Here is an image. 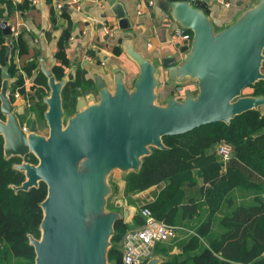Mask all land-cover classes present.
Here are the masks:
<instances>
[{
	"label": "water",
	"instance_id": "1",
	"mask_svg": "<svg viewBox=\"0 0 264 264\" xmlns=\"http://www.w3.org/2000/svg\"><path fill=\"white\" fill-rule=\"evenodd\" d=\"M210 0H161L180 26L192 32L190 47L184 46L183 62L174 56L152 63L130 47L128 55L138 63L140 74L130 91L121 75L116 77L114 92L97 78L99 100L87 104L77 100L76 113L67 119L62 90L74 79L70 72L61 81L42 61L50 95L45 99L48 137L38 134L32 121L28 131L9 96L8 67L2 68L0 90V135L6 158L24 159L33 154L38 164L22 162L15 169L25 181L16 191L38 188L43 182L47 196L41 204V237H30L35 264H111L108 251L114 225L122 214L107 209L112 193L108 177L120 170L138 171L151 148L166 150L163 138L182 135L205 125L232 119L250 110L264 107L263 97L243 96L244 91L264 80V0L246 10L234 23L216 32L208 14ZM114 13L122 30L131 24L119 4ZM0 29L8 37L9 60L13 34L8 18L0 20ZM162 69V70H161ZM168 72L170 79L197 81L196 95L157 104L156 90L162 87L158 74ZM160 257L146 264H160Z\"/></svg>",
	"mask_w": 264,
	"mask_h": 264
},
{
	"label": "trees",
	"instance_id": "2",
	"mask_svg": "<svg viewBox=\"0 0 264 264\" xmlns=\"http://www.w3.org/2000/svg\"><path fill=\"white\" fill-rule=\"evenodd\" d=\"M8 8L24 12L27 5H12L0 0ZM0 9V20L8 15ZM71 36L68 29L58 43L53 69L56 80L66 76L69 61L66 56ZM7 38L0 29V90L3 84L2 68L8 67L11 78L9 96L19 91L25 94V79L14 64L16 54L29 52L22 34L12 42L9 60ZM38 64L30 62L22 71L33 77ZM264 69V63L263 67ZM78 72L62 90L63 109L72 116L78 96L92 89L93 83ZM36 90L32 98L29 126L36 122L39 131L45 124L44 103L47 78L37 73ZM248 96L264 98V80L250 86ZM0 118L3 116L0 113ZM23 116L20 121L24 123ZM166 150L151 148L143 158L138 171L124 175L126 198L152 187L158 189L153 201L146 203L153 215L164 223L176 226L185 238L172 245L157 244L154 257L160 264H264V114L260 109L247 111L231 120L202 126L191 132L163 138ZM222 144L233 148L232 156L224 161L217 153ZM4 140L0 135V264H35V250L30 237L40 239L43 220L42 202L47 186L16 191L25 181L23 172L15 169L23 159L6 158ZM25 162L37 165L33 154ZM116 190V189H115ZM144 224L137 215L135 227ZM131 227L117 221L108 251L111 264H123L119 244ZM178 253H173L174 249ZM146 264V263H145Z\"/></svg>",
	"mask_w": 264,
	"mask_h": 264
},
{
	"label": "crops",
	"instance_id": "3",
	"mask_svg": "<svg viewBox=\"0 0 264 264\" xmlns=\"http://www.w3.org/2000/svg\"><path fill=\"white\" fill-rule=\"evenodd\" d=\"M9 1L14 6L27 5L24 12L13 10L8 14L6 5L0 3V9L8 15V23L12 25V29L18 33V36L22 34L29 48L27 54L23 56L16 54L14 57V64L25 79V94L18 91L22 98L12 101L18 116L25 117L23 124H27L31 118V113H28L31 106L27 108L25 102L32 103L30 99L36 90L35 75L37 73L43 74L41 70L42 61L46 68L53 72L54 67L58 64L56 59L58 43L68 29L71 36L66 50L69 66L66 68L65 77L68 73L73 72L75 79L78 72H84V77L92 81V89L77 97L78 99H86L87 104L96 103L99 100V91L96 86L97 78L104 80L110 91L114 92L116 77L121 75L127 88L130 91L134 89V83L140 74V67L128 55L129 47L159 66L163 59L168 56H174L179 63L183 62L185 58V53L181 51L184 47L183 44L172 40L174 32L182 27L175 21L170 12L161 8L159 5L161 0ZM150 1L154 2L152 6H148ZM258 1L210 0L208 17L215 31L220 32L234 23L246 10L255 6ZM113 2L119 4L125 12L131 24L130 29L122 30L120 28L119 19L114 13L113 5H111ZM139 3L145 5L141 14L137 7ZM188 32L192 33L189 30ZM34 61L38 64V69L34 72L33 77H28L22 71L23 66ZM262 70L264 71V69ZM162 72L163 74H158L162 87L156 90L157 104L165 106L171 99L183 100L189 93L197 94L196 80L187 78L174 81L170 79L168 72ZM11 82L10 78V85ZM49 95L50 89L48 87L44 103ZM259 109L264 114V107ZM75 113L76 108L73 110V115ZM117 184H115L117 189L112 191L110 199H113V205L119 201L121 204L112 210L120 212L123 222L129 225L130 229H133L136 226L135 217L140 215V209L146 203L154 200L158 189L152 187L126 198L124 177ZM184 238L182 236L180 240ZM178 252L179 250L174 249L173 253Z\"/></svg>",
	"mask_w": 264,
	"mask_h": 264
},
{
	"label": "built area",
	"instance_id": "4",
	"mask_svg": "<svg viewBox=\"0 0 264 264\" xmlns=\"http://www.w3.org/2000/svg\"><path fill=\"white\" fill-rule=\"evenodd\" d=\"M153 1L148 3V6H152ZM143 3L137 5L138 12L143 13ZM13 30V29H12ZM18 37V33L13 30V34L10 37L11 43ZM193 39V34L188 32L187 29H177L173 36V42H181L183 46L190 47ZM10 91V90H9ZM14 99H21V94L17 91L13 95ZM26 106L29 108L31 102L26 101ZM25 131H28L29 126L22 124ZM218 155L224 160H228L233 153V148L229 144H222L217 149ZM140 215L144 219V224L140 227L129 229L124 234L121 241V252L123 264H145L151 258L154 257V250L157 244L167 243L176 238L178 234V228L171 226L163 221L158 220L153 213L145 207L140 209Z\"/></svg>",
	"mask_w": 264,
	"mask_h": 264
},
{
	"label": "rangeland",
	"instance_id": "5",
	"mask_svg": "<svg viewBox=\"0 0 264 264\" xmlns=\"http://www.w3.org/2000/svg\"><path fill=\"white\" fill-rule=\"evenodd\" d=\"M263 73H264V71H263ZM249 93V90H245L244 91V94H243V96H248L247 94ZM70 117V115H68V114H66V117H65V119H64V124H66V122H67V119ZM5 119H6V117H4L2 120H4L5 121ZM38 134L39 135H41V136H45V137H48V135H49V128L46 126V122H45V124H43V126L41 127V129L38 131ZM23 162H25V158L23 159ZM124 173L122 172V171H120V170H115V171H113L110 175H109V177H108V182H109V185L112 187V191L114 192L115 191V189H117L116 187H115V184H117L118 182H120V180H122V178L124 177ZM118 185V184H117ZM112 194V193H111ZM111 194H110V196L108 197V199H107V209L108 210H112V208H116V206L118 205H120L121 204V201H119V202H117L115 205H113V199L111 198L110 199V197H111ZM109 199H110V203H109ZM182 236H183V238H184V234H182V232L181 233H178L177 234V236H176V238L175 239H173V240H171V241H169V242H171L172 243V245H177V242H179L180 241V239H182ZM178 239V240H177ZM112 246V245H111ZM110 246V247H111ZM177 249V248H176ZM175 249V250H176ZM177 251H178V249H177Z\"/></svg>",
	"mask_w": 264,
	"mask_h": 264
},
{
	"label": "flooded vegetation",
	"instance_id": "6",
	"mask_svg": "<svg viewBox=\"0 0 264 264\" xmlns=\"http://www.w3.org/2000/svg\"><path fill=\"white\" fill-rule=\"evenodd\" d=\"M0 113H1V112H0ZM1 115H2V114H1ZM2 116H3V115H2ZM4 117H5V116H3V118H4ZM3 118H2V119H3Z\"/></svg>",
	"mask_w": 264,
	"mask_h": 264
}]
</instances>
